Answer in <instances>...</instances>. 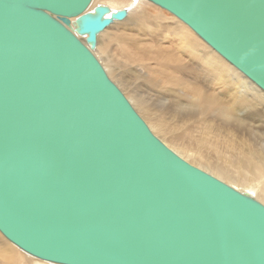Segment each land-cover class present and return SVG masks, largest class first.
Returning a JSON list of instances; mask_svg holds the SVG:
<instances>
[{
  "label": "water",
  "instance_id": "95a60500",
  "mask_svg": "<svg viewBox=\"0 0 264 264\" xmlns=\"http://www.w3.org/2000/svg\"><path fill=\"white\" fill-rule=\"evenodd\" d=\"M147 1L264 92V0ZM92 2L0 0V233L54 264H264V204L154 135L92 51L128 13Z\"/></svg>",
  "mask_w": 264,
  "mask_h": 264
},
{
  "label": "bare ground",
  "instance_id": "6f19581e",
  "mask_svg": "<svg viewBox=\"0 0 264 264\" xmlns=\"http://www.w3.org/2000/svg\"><path fill=\"white\" fill-rule=\"evenodd\" d=\"M97 7H107V17L128 13L98 36L92 51L154 135L188 163L264 204V130L250 114L264 104V92L147 0H93L88 12ZM71 29L77 34V19ZM239 110L249 114L238 116ZM0 236V264H54Z\"/></svg>",
  "mask_w": 264,
  "mask_h": 264
},
{
  "label": "rangeland",
  "instance_id": "374dc122",
  "mask_svg": "<svg viewBox=\"0 0 264 264\" xmlns=\"http://www.w3.org/2000/svg\"><path fill=\"white\" fill-rule=\"evenodd\" d=\"M169 14V13H168ZM171 16V15H170ZM164 21H162V23L164 24V25H169V26H171V27H174L175 28V25L172 23V22H169V21H167L166 19H163ZM119 79V78H118ZM151 95H152V93H150V97H151ZM173 101V100H172ZM260 111H259V110ZM256 110V111H255ZM255 110H253L250 114L251 115H254V113H256L255 115H254V117H255V122H256V126H258V127H260L261 129H263L264 130V104L263 105H260V108L258 107V108H256ZM242 113H241V112ZM247 110H239L238 111V113H237V115L238 116H246V115H248L247 114V112H246ZM263 113V114H262ZM261 115V116H260ZM260 119H262V120H260ZM146 122V121H145ZM254 122V123H255ZM263 123V124H262ZM261 125V126H260ZM1 237V236H0ZM1 239L2 240H4L2 237H1ZM4 242H6V241H4ZM20 264H21V262H20Z\"/></svg>",
  "mask_w": 264,
  "mask_h": 264
}]
</instances>
